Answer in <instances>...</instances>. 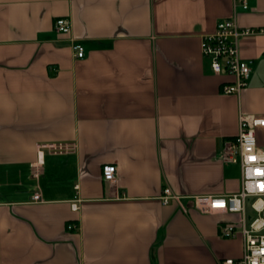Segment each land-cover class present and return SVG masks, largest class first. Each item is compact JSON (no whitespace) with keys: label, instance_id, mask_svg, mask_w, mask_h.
<instances>
[{"label":"crops","instance_id":"crops-1","mask_svg":"<svg viewBox=\"0 0 264 264\" xmlns=\"http://www.w3.org/2000/svg\"><path fill=\"white\" fill-rule=\"evenodd\" d=\"M232 15L264 26V0L246 9L233 0H0V264H218L241 254L239 231L219 234L235 215L201 211L192 198L239 189L225 145L240 112L264 117V33L239 40L251 60L239 95L221 92L230 76L213 73L200 51L201 36ZM57 18L69 31L54 28ZM255 137L263 147V127ZM51 141L76 146L37 148ZM166 185L178 198L162 203Z\"/></svg>","mask_w":264,"mask_h":264},{"label":"built area","instance_id":"built-area-1","mask_svg":"<svg viewBox=\"0 0 264 264\" xmlns=\"http://www.w3.org/2000/svg\"><path fill=\"white\" fill-rule=\"evenodd\" d=\"M247 8V0H233V6ZM54 28L58 32H67L70 23L65 18H57ZM264 33V26H240L235 15L217 21L214 29L200 38L201 54L209 61L213 73L226 72L230 79L221 85V92L239 95L246 86L251 72V60L239 55V40L243 36ZM71 48L75 57L84 55V48L79 42H73ZM264 128V117L248 113H239L238 131L234 138L228 141L224 148L227 160L237 162L240 166L241 183L238 190L223 194H195V207L204 212H229L235 215L223 222L219 228L222 237H233L237 231L241 234V254L238 257L224 256L218 264H264V146L256 144L255 128ZM74 141L39 142V150L51 153H66L75 149ZM40 162L31 164L32 174L39 173ZM116 165L103 164L101 173L104 179L114 178ZM76 187V185H75ZM252 196L251 207L255 216L247 223L245 216V200ZM178 196L169 186H164L159 199L162 203ZM31 199L42 201L37 191ZM79 199L70 201V208L77 210ZM66 228H72L68 223Z\"/></svg>","mask_w":264,"mask_h":264},{"label":"rangeland","instance_id":"rangeland-1","mask_svg":"<svg viewBox=\"0 0 264 264\" xmlns=\"http://www.w3.org/2000/svg\"><path fill=\"white\" fill-rule=\"evenodd\" d=\"M252 199H253V197H247L246 200H245L246 221H247V223L255 215V213L250 208V202L252 201Z\"/></svg>","mask_w":264,"mask_h":264}]
</instances>
